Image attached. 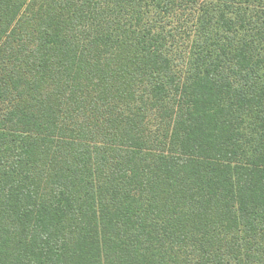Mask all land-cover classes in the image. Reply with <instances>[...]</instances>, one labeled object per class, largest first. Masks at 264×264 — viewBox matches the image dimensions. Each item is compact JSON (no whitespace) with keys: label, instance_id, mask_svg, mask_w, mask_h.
<instances>
[{"label":"trees","instance_id":"obj_1","mask_svg":"<svg viewBox=\"0 0 264 264\" xmlns=\"http://www.w3.org/2000/svg\"><path fill=\"white\" fill-rule=\"evenodd\" d=\"M0 264H264V0H0Z\"/></svg>","mask_w":264,"mask_h":264}]
</instances>
